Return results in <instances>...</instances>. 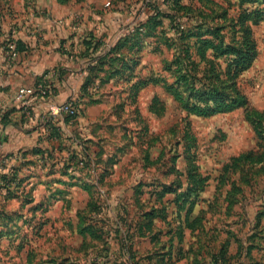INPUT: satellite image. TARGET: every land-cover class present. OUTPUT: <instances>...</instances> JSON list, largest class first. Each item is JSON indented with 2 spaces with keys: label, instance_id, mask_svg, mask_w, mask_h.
<instances>
[{
  "label": "rangeland",
  "instance_id": "rangeland-1",
  "mask_svg": "<svg viewBox=\"0 0 264 264\" xmlns=\"http://www.w3.org/2000/svg\"><path fill=\"white\" fill-rule=\"evenodd\" d=\"M19 1L0 0V3L5 10L9 4L18 7ZM90 3L103 4L113 10L114 4L127 8V12L111 15V26L115 28L105 31L110 29L113 36L129 34L136 23L148 17L144 0H90ZM259 3L252 4L256 7ZM253 29L258 55L251 68L240 77L239 86L247 95L249 106L264 113V21ZM173 53L165 39L145 38L134 81L154 77L161 82L144 87L135 97L126 79L108 77L115 66L108 65L102 70L97 66L94 72L99 76L92 77L86 93L89 101H103V105L96 106L92 112L98 119L96 126L92 123L89 127L97 139L91 147L94 152H91L90 165L95 170L90 171L88 179L95 185L92 192L98 206L97 212L90 215L96 216L106 231L114 233L109 238V249L104 241L90 239L81 247L83 240L76 230L78 212L86 209L89 194L80 189L69 193L62 188L64 194L58 195L69 197L58 203L50 202L57 199L50 197L45 202L49 205L48 212L38 210L34 217L30 204L23 210L21 219L4 227L8 232L2 240L9 242L0 244V264H31L29 253L33 257L32 264L44 263L52 257H69L79 264H88L101 252H109V264L115 261L155 264L145 256L154 255L161 248L166 252L175 251V255L172 254L175 264H212L214 259V264H264V162L254 165L234 162L236 157L250 151L253 158L263 154L264 140L246 117L244 108L212 116L189 113L168 88L175 82L166 67ZM219 63L220 68L225 67L226 58H221ZM260 129L264 137V121ZM79 142L77 140L76 144ZM76 144L72 149L81 153L82 146ZM227 165L233 168L225 169ZM81 167L78 165L79 169ZM106 168L108 175L99 183L97 177ZM189 168L194 170L197 181L206 177L207 185L200 198L193 196L188 202L178 204L177 194L187 190ZM69 172L81 176L74 166ZM56 179L63 181V176ZM66 179L71 181L70 176ZM180 183L182 187L178 188ZM140 184L144 185L139 187ZM158 184L178 191L168 193L162 202H157V193L161 190L154 189ZM194 199L197 201L191 206L190 201ZM189 208L190 219L199 221L194 224V232L187 225L181 232L179 226ZM148 213L156 214L154 227L164 233L161 248L160 244L154 246L140 237L135 229L139 228L142 215ZM11 244L16 248L8 250ZM20 245L24 246L21 250L17 249ZM224 246L227 252L219 253ZM128 247L133 251L128 252ZM131 254L133 258L129 262Z\"/></svg>",
  "mask_w": 264,
  "mask_h": 264
},
{
  "label": "trees",
  "instance_id": "trees-1",
  "mask_svg": "<svg viewBox=\"0 0 264 264\" xmlns=\"http://www.w3.org/2000/svg\"><path fill=\"white\" fill-rule=\"evenodd\" d=\"M61 3H67L70 0H58ZM259 1V5L253 6V2ZM258 3V2H257ZM144 5L148 10V17L144 22L136 23L129 34L123 35L107 52L98 57H93L94 61L89 65L90 74L82 87L83 96H87V90L91 84L92 77L99 76L96 74L97 66L104 69L108 65L115 66L108 72L110 78H124L130 84V91L136 97L139 91L147 87L151 83L161 82L154 77H141L137 81L135 71L140 64L139 56L144 49L145 38H162L166 40L168 47L173 48L174 53L167 61L166 67L175 78L174 83H168L169 90L174 94L177 101H179L189 113L212 116L219 113L233 111L238 108H244L246 117L252 122L255 131L261 139L264 121V113L253 109L249 106V99L244 94L239 86V79L242 74L251 68L258 55L257 42L254 33V26L264 21V0H144ZM237 6L238 8L232 9ZM11 39V38H9ZM17 51L21 53L19 41H15ZM8 40L2 45L5 52L8 51ZM104 46L102 40H96L93 44V52ZM137 56V57H135ZM226 58V66L220 68L219 61L221 58ZM221 65V64H220ZM96 71V72H94ZM102 73L101 71H99ZM92 73L94 75H92ZM184 88V89H183ZM185 90V91H184ZM187 93V95H186ZM91 96V95H90ZM89 97V96H88ZM91 102H97L92 100ZM24 116L31 113L30 109H24ZM80 114L82 109L80 108ZM65 121L70 122L76 118L64 115ZM2 120L4 124H9V118L6 113H3ZM188 124L186 125V127ZM60 135L56 128L52 129V136ZM88 140H80L77 144L82 146L81 153L75 149H69V162L66 164L63 175H68L71 178L69 185L81 184L83 188L88 190L90 198L85 210L78 212L79 223L78 233L84 237L83 246L87 245V237L91 240L104 241L107 247L109 238H111V231H106L103 226H100V220L96 216H91L97 212L98 206L94 202L95 185L93 183L87 184L85 177L91 176L90 163L92 162L91 150L88 146ZM60 146L58 150L60 151ZM44 151L35 147L32 153L38 154ZM25 152L19 154L23 159L26 158ZM49 157L53 155L49 153ZM244 161L251 165L264 162V153L253 158V151L242 154L234 159L235 163ZM30 162V161H29ZM29 162L24 161L21 165H27ZM72 162V163H71ZM76 162V163H75ZM78 165H82L80 169ZM74 166L75 170L80 172L81 176L74 175L68 169ZM55 163L50 166L51 174L54 173ZM96 167V166H95ZM233 165L225 166V169H232ZM19 168L12 167L10 172L0 174V189H7L8 192L13 187L23 190L24 182L28 178L19 175ZM86 171V173H84ZM109 170L106 168L97 177L100 183L106 179ZM84 173V174H83ZM188 183L187 190L184 193H178L176 202L178 204L186 203L193 196L200 198L201 192L206 188L207 178L201 177L199 181L196 180L194 170L188 169L187 173ZM60 182V181H59ZM96 182V181H95ZM97 182V183H98ZM235 183V182H234ZM233 183V185H234ZM144 184H140L139 187ZM182 187V183L178 188ZM158 194V201L162 202L168 193H176L178 190L170 186L158 184L154 190ZM232 190V189H230ZM96 191V190H95ZM25 193V194H24ZM30 191L23 190L24 200L23 207L32 204L33 198ZM143 193L140 190L139 195ZM231 191L228 192L230 194ZM153 194V193H152ZM152 194H150L152 196ZM156 194V196H157ZM149 195V196H150ZM150 196V197H151ZM197 200L190 201L191 206ZM38 210L45 213L49 210V205L40 203L30 208L35 214ZM191 209L189 208L185 219L180 223L181 232L185 225L191 229L192 232L196 230L194 225L199 221L198 218L190 219ZM156 213V212H155ZM155 213H148L142 215L141 224L139 228H135L141 236L148 237L154 246L159 245L161 248V238L164 235L163 231L154 227ZM144 216V217H143ZM3 224L7 225L13 222L12 215L5 214L2 217ZM45 222H42L44 224ZM0 224V225H3ZM40 224V227H42ZM129 229H133L129 226ZM118 235L120 230L115 231ZM3 232L0 229V239ZM129 237V236H128ZM229 244V243H227ZM123 243V247H125ZM24 246H21V248ZM224 246L219 253L224 254L227 249ZM20 248V250H21ZM108 248V247H107ZM107 248L105 249L106 251ZM109 249V248H108ZM157 251L154 255H147L150 262L155 264H175L173 255L175 251L166 252L163 248ZM128 252H132V247L127 248ZM109 252L103 254L102 252L95 255L88 264H109ZM133 258L132 254L128 257L129 262ZM184 258V257H183ZM216 262V260L214 259ZM214 261L212 264H214ZM29 262L33 263L32 254L29 253ZM39 264H79L72 261L69 257L59 259V257H52L44 263ZM112 264H119L115 261ZM123 264V263H120ZM125 264V263H124ZM131 264H139L133 261Z\"/></svg>",
  "mask_w": 264,
  "mask_h": 264
},
{
  "label": "crops",
  "instance_id": "crops-1",
  "mask_svg": "<svg viewBox=\"0 0 264 264\" xmlns=\"http://www.w3.org/2000/svg\"><path fill=\"white\" fill-rule=\"evenodd\" d=\"M19 2L21 5L18 7L9 4L5 10L3 3H0V174L10 172L12 167L19 168V175L28 178L23 190L31 192L33 206L48 202L53 196L57 198L50 201L53 203L67 199L69 196L58 195L64 194L63 190L71 193L80 189L88 195V190L81 184L69 185L70 180L66 179L68 175L62 173L66 164H70L69 149L75 146L77 140H88L91 150L97 139L96 133L89 131V127L92 123L96 126L98 119L92 116V112L96 106L103 105V101H89L88 96H83L82 87L90 74L89 65L94 61L93 57L103 55L122 37V34L111 35L110 29L105 31L115 28L111 26V15L124 10L127 12V8L114 4L113 10L103 4H91L90 0ZM9 38L20 43L21 53L16 60L9 59L2 46ZM98 39L104 42V48L93 52V44ZM39 83L48 86L45 95L36 93L24 102L17 99L20 88ZM71 99L80 104L82 117L66 122L60 109ZM23 108L30 109L31 113L24 116ZM3 113L8 115L9 124H4ZM53 128L60 135L52 136ZM60 146L65 148L59 151ZM35 147L44 152L32 153ZM23 152L27 153L25 159L18 156ZM49 153L53 158L48 156ZM24 161L30 162L21 167ZM52 163H55V172L51 174ZM61 176L63 181L56 179ZM85 181L92 183L88 177H85ZM23 190L13 186L10 192L0 189V224H3L5 214L12 215L13 221L22 218L23 210L30 206L23 207ZM33 215L37 217V213ZM9 225H0L3 228L2 238L8 232L4 227L8 228ZM76 230L78 233V226ZM79 236L83 240L82 247L84 237ZM139 236L150 242L148 237ZM2 238L1 246L9 242ZM89 239L87 237V242ZM21 246L17 249L20 250ZM12 248L16 246L11 244L7 249Z\"/></svg>",
  "mask_w": 264,
  "mask_h": 264
},
{
  "label": "built area",
  "instance_id": "built-area-1",
  "mask_svg": "<svg viewBox=\"0 0 264 264\" xmlns=\"http://www.w3.org/2000/svg\"><path fill=\"white\" fill-rule=\"evenodd\" d=\"M110 3H107V5ZM8 51L6 53L7 57L11 60L18 59L20 53L17 51V46L14 40L8 39ZM48 92V86L44 83H39L33 87H22L18 90L17 99L21 101H26L27 97H31L36 95V93H40L45 95ZM80 104L77 100L71 99L65 104L61 106V113L64 115H69L74 118H78L80 116Z\"/></svg>",
  "mask_w": 264,
  "mask_h": 264
}]
</instances>
